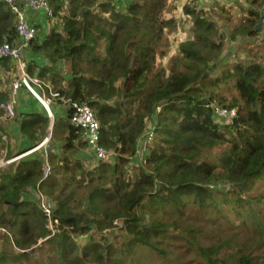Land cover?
Wrapping results in <instances>:
<instances>
[{
	"label": "trees",
	"instance_id": "obj_1",
	"mask_svg": "<svg viewBox=\"0 0 264 264\" xmlns=\"http://www.w3.org/2000/svg\"><path fill=\"white\" fill-rule=\"evenodd\" d=\"M113 1L47 0L52 14L35 24L47 31L28 49L45 63L26 72L54 120L44 148L0 168V264H264V0H246L234 30L197 0L182 20L167 12L173 0ZM184 21L191 37L160 65L167 30ZM226 31L262 52L210 76ZM15 39L0 0V44ZM15 71L2 61L0 102ZM72 102L92 109L114 158L93 156L70 124ZM39 105L12 120L29 149L50 126ZM215 105L235 116L218 120ZM5 137L0 127V156Z\"/></svg>",
	"mask_w": 264,
	"mask_h": 264
},
{
	"label": "built area",
	"instance_id": "obj_2",
	"mask_svg": "<svg viewBox=\"0 0 264 264\" xmlns=\"http://www.w3.org/2000/svg\"><path fill=\"white\" fill-rule=\"evenodd\" d=\"M2 1L14 15L16 39L13 42L3 41L0 44V69L1 63L4 59L13 61L16 69V78H14L10 83L8 92L9 98L4 102H0V111L3 114V117L7 119L13 118L15 115V107L18 102V93L22 88H24L26 92L31 94L41 105V107L45 110L48 118L50 119L52 127L54 117L50 110V100L46 99L47 97L44 95V93L38 94L34 90L33 86L40 87V83L37 78L31 77L27 74L25 58L23 55L24 52L29 48V45L34 40L36 35L35 25L31 22L32 12L37 10L41 12L45 17H48L52 14L51 8L47 0ZM114 1L119 2L121 0ZM54 96H56V94ZM70 108V124L83 131L87 145L92 151L93 156L97 160L102 161L107 160L109 158H114V152L111 149L104 148L100 144L99 123L92 109L87 104H78L74 102L70 104ZM213 112L220 119H230L235 116V110L233 109L227 110L213 107ZM50 137L51 133L36 146L19 153L14 158L8 159L1 166H4V168L7 169V165L22 158V156L30 154L40 148H44L49 142ZM46 171H49V166L46 167ZM46 206L47 205L44 204V200L41 197V207L44 212L49 215L50 210Z\"/></svg>",
	"mask_w": 264,
	"mask_h": 264
},
{
	"label": "rangeland",
	"instance_id": "obj_3",
	"mask_svg": "<svg viewBox=\"0 0 264 264\" xmlns=\"http://www.w3.org/2000/svg\"><path fill=\"white\" fill-rule=\"evenodd\" d=\"M187 1L188 0L171 1L170 5L168 6L169 8L167 9V12L169 13V15L173 14L175 18L178 20L184 19V16L180 14V8ZM197 1L199 2V5L204 9V11L210 13L209 17L213 19L214 24H216L217 26L225 25L227 27L230 24L229 25L230 27L231 25L232 26L234 25L233 29H231L232 27H230V30H234V28L237 27L235 24H238L239 21L242 20L243 18L242 14L245 13V11L242 12L243 11L242 8L245 9L249 5V3L246 0H197ZM113 2L119 8L123 9L125 7V4L127 3V0H121V2L120 1L119 2L113 1ZM65 4L67 3L65 2ZM36 13H39V11L36 10L32 12V15H34V18H36L35 16ZM179 26L180 27L178 30H173V31L167 30V36L169 38V41L163 43V46H165L166 48L165 55L159 60V64L162 66H166L170 58L177 53L178 46L181 43H183L185 40L191 37L190 21H184V23H181ZM35 28H36L35 37L37 41L38 37L44 34L47 30L46 28H44V26L39 28L35 25ZM233 35H231V32L226 31L225 38H224V47L222 48L220 56L217 61L210 63V72H209L210 76H214V74H220V71L223 69L222 67L224 65L223 64L224 62H226V64L228 65H232L235 62H238L244 59L248 60L250 55L255 58H258L260 56L262 52V46L257 45V39L250 38L248 36L241 35L239 33H237L235 38L233 39ZM28 52H29V49H27L23 55L25 56V54H27ZM25 63L27 64V61H25ZM13 74L14 75L12 76L10 75L8 76L10 79H9L7 88L9 87L11 81L14 78H16L15 76L16 71ZM224 88L226 87L224 86L223 89ZM231 94L234 95L235 93L232 91ZM46 99H49V98H46ZM214 107L219 108V109H225V107L220 106V105H215ZM16 111H17V106L15 107V114H16ZM214 115L218 120L226 121L225 119H220L216 114ZM13 118L7 119L3 117V114H0V127L5 129L9 133V137H10V138L5 137L3 139V143L5 144V146L2 147L1 156H0V168L2 169H5L4 166H1L5 161H7L10 158H14L19 153H21L18 150L20 148L21 141L18 138L16 139L13 136V134L8 130L9 128L10 130H13V132L15 131V123L12 122ZM51 130L52 128L49 126L44 138H46V136H48L51 133ZM139 146H141V143ZM9 151H11V153H14V154L12 156L8 155ZM33 154L34 153H32L31 155L27 154L25 156H22V158H25L27 156H33ZM43 197L42 198L44 200V204L45 205L47 204L46 207H48L49 209V206H52V203L46 198V196L43 195ZM147 264H158V262L155 260V258H152V259L147 258Z\"/></svg>",
	"mask_w": 264,
	"mask_h": 264
},
{
	"label": "crops",
	"instance_id": "obj_4",
	"mask_svg": "<svg viewBox=\"0 0 264 264\" xmlns=\"http://www.w3.org/2000/svg\"><path fill=\"white\" fill-rule=\"evenodd\" d=\"M35 16H36V18H34V15L31 16V22L34 23V25L36 23L37 24L42 23L44 18H45V16L41 12L36 13ZM40 57L41 56L39 54H37L35 51H29L24 56L25 61H31L32 60L35 62L37 61L39 64H44L45 61L43 60L42 57L41 58ZM59 68L64 70L63 64H61ZM16 106H17L18 112H32L35 108H36V110L39 109L37 100L31 94H29L26 91H22V90H20L18 93V104ZM38 111H40V109ZM55 112L61 116V115H63L64 109L59 107V106H56ZM8 130L13 134V136L16 139L18 138L21 141L20 148L18 149L20 152V150H23L27 146L28 142L25 140L24 137L19 136V132L17 130L16 124H15V131L14 132H13V130H10L9 128H8ZM28 149H29V147H26L24 149V151H26ZM21 152H23V151H21Z\"/></svg>",
	"mask_w": 264,
	"mask_h": 264
},
{
	"label": "water",
	"instance_id": "obj_5",
	"mask_svg": "<svg viewBox=\"0 0 264 264\" xmlns=\"http://www.w3.org/2000/svg\"><path fill=\"white\" fill-rule=\"evenodd\" d=\"M262 25V22L260 21L259 24L255 27V30H259L260 29V26ZM34 147V146H33ZM32 148V147H31Z\"/></svg>",
	"mask_w": 264,
	"mask_h": 264
},
{
	"label": "clouds",
	"instance_id": "obj_6",
	"mask_svg": "<svg viewBox=\"0 0 264 264\" xmlns=\"http://www.w3.org/2000/svg\"><path fill=\"white\" fill-rule=\"evenodd\" d=\"M50 127H51V122H50ZM52 128V127H51Z\"/></svg>",
	"mask_w": 264,
	"mask_h": 264
}]
</instances>
